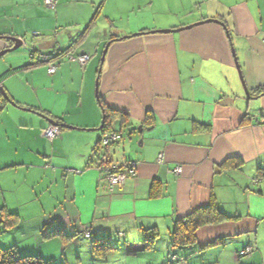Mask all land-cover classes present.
Returning <instances> with one entry per match:
<instances>
[{
	"label": "crops",
	"instance_id": "crops-1",
	"mask_svg": "<svg viewBox=\"0 0 264 264\" xmlns=\"http://www.w3.org/2000/svg\"><path fill=\"white\" fill-rule=\"evenodd\" d=\"M56 1L0 0V52L5 37L24 49L0 57L15 104L0 110V209L17 217L0 247L54 264H264V0ZM55 48L90 60H62L53 75L32 64ZM104 109L120 139L94 153ZM102 159L136 176L109 187ZM212 204L230 219L172 247L174 222ZM97 241L112 248L96 253Z\"/></svg>",
	"mask_w": 264,
	"mask_h": 264
},
{
	"label": "trees",
	"instance_id": "trees-1",
	"mask_svg": "<svg viewBox=\"0 0 264 264\" xmlns=\"http://www.w3.org/2000/svg\"><path fill=\"white\" fill-rule=\"evenodd\" d=\"M66 50H71V49H66ZM66 50H61V51H66ZM35 53L36 52L32 51L31 53L32 58L34 57L36 58ZM32 64H40L39 59H36V62ZM263 89L256 90L255 95L258 97L261 96L264 93ZM6 102L7 100H4L0 93V106H1L0 110L3 104H5ZM8 102L9 103L12 102V100L9 97H8ZM112 115H114L113 112L104 109V123L101 129L103 134L110 131L108 129L109 126L108 123ZM59 122L60 121L56 120V124L62 127ZM99 143H100V139L97 142V145L95 146L96 148L94 150V153L97 152V149L100 150ZM103 163L112 164L109 161L102 159L101 165H103ZM254 180L256 182L260 180H264V167H260L257 170ZM159 194H160V187L158 188L155 187L150 192V196L152 198H156ZM228 219L230 218L224 215L223 213H221L216 204H212L206 208L198 209L195 212L189 214L188 216L174 222L172 229L171 245L172 247H177V248H182L184 246L190 245L194 243V237H195L194 234L199 228L207 225L217 224L226 221ZM16 223H17V217L15 214H11L7 212L5 209H0V228L2 229L3 232H5V230L13 228L16 225ZM142 237H143V249L145 251H150L153 248V242L155 238L158 237V231L155 228L145 229L143 230ZM221 244H222L221 242H216V245H221ZM92 248L93 250H96V253L99 254L102 253V255H104L108 250L112 248V246L111 244L106 243L105 241H97V245L96 242L93 243ZM178 262L179 261H177L176 263ZM0 264H54V263L46 261L38 256H33V255L20 256L17 251V248L15 246H12L9 248L0 247Z\"/></svg>",
	"mask_w": 264,
	"mask_h": 264
},
{
	"label": "built area",
	"instance_id": "built-area-1",
	"mask_svg": "<svg viewBox=\"0 0 264 264\" xmlns=\"http://www.w3.org/2000/svg\"><path fill=\"white\" fill-rule=\"evenodd\" d=\"M42 4L49 8L54 9L57 5L56 0H43ZM40 64H43L47 68L49 75H53L60 61H70L76 62L80 66L84 67L90 60L88 54H77L73 55L71 50L61 51L59 48H55L51 52L39 54L37 56ZM1 107V106H0ZM61 127L59 125H49L47 128L43 129L42 136L47 139L49 142L57 139L61 134ZM120 136L114 132H107L103 134L100 138L99 149L105 150L113 144H116ZM162 161V156L158 158V162ZM106 163V162H105ZM99 167V170L104 173V181L107 182L109 187H121L123 186L125 180L129 177L134 178L136 176L135 165L133 163H127L122 166L117 164H105ZM182 172L181 167H176L173 171L174 174L178 175ZM84 236L89 239L90 234L85 233ZM251 252V248H245L244 250L238 252L239 256L247 255ZM174 261H177L176 257L172 258Z\"/></svg>",
	"mask_w": 264,
	"mask_h": 264
},
{
	"label": "water",
	"instance_id": "water-1",
	"mask_svg": "<svg viewBox=\"0 0 264 264\" xmlns=\"http://www.w3.org/2000/svg\"><path fill=\"white\" fill-rule=\"evenodd\" d=\"M205 22H217V23H219V22L216 21V20H206ZM195 25H197V24H195ZM190 27H192V26H188L187 28H183V29H188V28H190ZM180 30H182V29H178V30H164V31H161V32H162V33H173V32H177V31H180ZM5 39L8 40V41H10L13 45H12L10 48H7V49L1 51V52H0V57L3 56V55H5L6 53H9V52H12V51L17 50V49L20 48V47L22 46V44H23V41H22L21 39H19V38L5 37ZM108 46H109V44H107V45L105 46V49H104V51H103V53H102L101 63H102L103 60H104V56H105V54H106V51H107V49H108ZM235 64H236V69H237L238 74H239V78H240V80H242V74H241V71H240L239 65H238V63H237L236 60H235ZM96 87H97V84H96ZM245 92H246V90H245ZM0 93H1V95H2V98H3L4 100H7V101H8V97H7V95H6V93H5L4 89H3V87L1 86V82H0ZM10 104L13 105V106H15V104H14L13 102H10ZM26 111H30V110H26ZM50 124H51V125H57V124L54 123L53 121H50ZM65 127H66L67 129H70V130H78L77 128L70 127V126H65ZM99 130H100V129H99ZM88 131H95V130H88Z\"/></svg>",
	"mask_w": 264,
	"mask_h": 264
},
{
	"label": "rangeland",
	"instance_id": "rangeland-1",
	"mask_svg": "<svg viewBox=\"0 0 264 264\" xmlns=\"http://www.w3.org/2000/svg\"><path fill=\"white\" fill-rule=\"evenodd\" d=\"M21 51H22V52L24 51L23 47H20L19 50H17V53H11V54H15V55H16V54H20V53H22ZM10 56H12V55H10ZM44 67L46 68L45 65H44ZM46 72H47V69H46ZM47 73H48V72H47ZM45 140H46V142H49L47 139H45ZM49 144H50V143H49Z\"/></svg>",
	"mask_w": 264,
	"mask_h": 264
}]
</instances>
